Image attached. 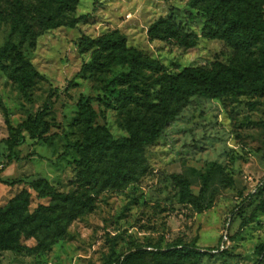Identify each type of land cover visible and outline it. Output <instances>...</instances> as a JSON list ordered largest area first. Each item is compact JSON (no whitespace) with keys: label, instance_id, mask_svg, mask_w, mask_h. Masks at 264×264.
<instances>
[{"label":"rangeland","instance_id":"obj_1","mask_svg":"<svg viewBox=\"0 0 264 264\" xmlns=\"http://www.w3.org/2000/svg\"><path fill=\"white\" fill-rule=\"evenodd\" d=\"M42 2L0 0V51L11 42L38 74L24 91L9 77L16 66L0 62V209L23 192L31 194L27 213L51 205L29 188L37 180L81 197L88 206L61 240L39 247L35 237L21 236L18 248L0 249V264H107L138 250L145 252L138 264H156L155 255L178 239L201 253L182 259L183 264H264V212L249 220L264 201V92L191 98L162 137L145 148L142 161L133 165L134 176L119 188L102 185L108 159L93 164L97 184L82 179L84 156L76 149L105 130L115 139L129 137L128 123L143 109L135 99L141 89L154 94L163 74L177 75L189 66H234L259 58L261 43L244 49L232 39L202 37L204 19L189 17L195 0H80L74 12L60 16H87L74 29L33 27L25 41L13 35V14ZM161 19L197 36L196 47L185 49L165 34L157 25ZM109 34L125 36L127 53L160 64L118 87H137L134 98L107 91L116 74L128 70L118 58L102 52L100 69H90L100 50L87 47ZM82 97L95 99L97 117L82 114ZM48 100L53 109L46 120L56 126L41 140L24 132L25 143L11 149L8 126L33 120ZM181 181L188 184L185 194ZM245 218L248 224L241 228Z\"/></svg>","mask_w":264,"mask_h":264},{"label":"trees","instance_id":"obj_2","mask_svg":"<svg viewBox=\"0 0 264 264\" xmlns=\"http://www.w3.org/2000/svg\"><path fill=\"white\" fill-rule=\"evenodd\" d=\"M79 2L80 0H43L40 5L26 10L20 8L13 14L15 20L11 27L12 34L19 33L22 41H25L30 34L32 35L33 27L44 31L63 26L74 29L77 22L87 16L70 19L60 16L63 12H74ZM190 8L194 12L189 15L191 20L195 17L204 19L200 33L202 37L232 39L236 45L243 46L244 49L256 47L261 43L259 46L261 55L259 58L245 59L229 67H185L177 75L160 76L158 90L154 94L141 89V95L135 100L143 109L128 123L129 137L115 139L105 130L76 146L84 156L79 163L82 179L97 184L98 169L93 167V164L108 159L110 163L102 185L119 188L128 178L134 176L133 165L142 161L145 148L155 144L162 137L165 129L193 97L221 100L225 97L237 98L241 95L264 92V0H219L216 4H213V0H195ZM157 25L165 34L176 37V42L185 49L196 47L197 36L184 32L171 19H161ZM93 42L95 45H89L87 49L97 46L100 51L94 54L95 61L90 65V69H100L98 61L103 57L102 52L108 53L105 58L113 60L118 58L119 66H127V71L117 73L107 84V91L112 97L123 95L134 98L133 92L137 87L132 84L128 90H121L118 87L138 79L144 70L160 68L158 61L144 58L134 52L127 53L126 38L121 34H109ZM3 61L16 66L9 73L10 79L22 90H29L34 77L38 74L11 42H7L0 51V62ZM94 101V98L82 97L78 102L82 114L88 118L98 115L92 106ZM52 109L53 104L48 100L37 111L33 120L21 124L18 128L9 125L10 148H17L25 143L24 132H27L32 140L44 139L56 126L55 123L46 120ZM13 160L22 159L9 158V161ZM181 183L185 194L188 191V184L184 181ZM29 188L37 193L38 199H50L53 203L49 206L39 205L33 213H27L31 194L23 192L5 209L1 208L0 249L18 248L21 236L35 237L39 247L47 245L49 239L57 242L66 234L67 226L88 206V202H83L84 199L81 197L59 193L43 180L31 183ZM261 211L264 212V201L256 206L249 220L252 221L255 213ZM249 220L245 218L241 228L246 227ZM144 254L145 252L138 250L111 259L107 264H138ZM192 254L201 253L194 246L178 239L168 246V250L155 255V261L156 264H180L182 259Z\"/></svg>","mask_w":264,"mask_h":264}]
</instances>
